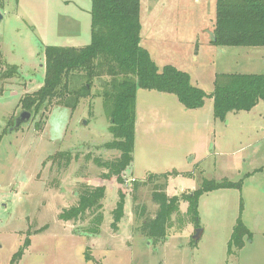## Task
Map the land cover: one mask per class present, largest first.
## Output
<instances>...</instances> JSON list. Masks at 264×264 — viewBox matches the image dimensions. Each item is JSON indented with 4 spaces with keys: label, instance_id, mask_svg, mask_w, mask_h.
<instances>
[{
    "label": "rangeland",
    "instance_id": "obj_1",
    "mask_svg": "<svg viewBox=\"0 0 264 264\" xmlns=\"http://www.w3.org/2000/svg\"><path fill=\"white\" fill-rule=\"evenodd\" d=\"M140 3V45L159 68L170 64L187 72L207 96L201 107L188 109L172 93L137 89L133 161L122 173L124 216L112 229L121 186L102 179L106 170L93 158L112 160L119 152L103 146L112 135L96 82L74 110L54 104L16 128L8 126L22 111L20 98L43 82L45 46L89 43L91 0H0V71L18 67L0 80V264H264V100L217 119L210 97L217 72L264 73V46L212 43L215 0ZM57 151L71 152L68 165L50 158ZM173 170L189 175H170L168 195L188 193L210 179L241 186L203 193L198 226L180 217L165 242H153L140 234L134 214L137 204L154 214L151 187L133 191L131 178ZM82 185L105 186L97 235L84 230L91 214L78 221L58 217L77 202ZM186 206L182 201L180 211ZM239 213L251 238L228 253ZM25 239L29 246L12 260Z\"/></svg>",
    "mask_w": 264,
    "mask_h": 264
},
{
    "label": "trees",
    "instance_id": "obj_2",
    "mask_svg": "<svg viewBox=\"0 0 264 264\" xmlns=\"http://www.w3.org/2000/svg\"><path fill=\"white\" fill-rule=\"evenodd\" d=\"M140 4V0H91L89 43L82 47L45 46L43 82L19 100L22 110L32 114H44L54 104L74 110L81 98L91 96V86L97 83L96 96L102 99L110 122L108 131L112 135V139L103 146L119 152L112 160L93 158L95 164L106 170L100 177L115 179L121 186L111 212L112 229H117L124 216L122 173L133 161L137 89L172 93L188 109L201 107L207 96L203 89L191 82L187 72L170 64L159 68L148 50L140 45ZM212 34L211 42L220 46H264V0H215ZM17 71L16 65L7 66L0 71V80L13 77ZM210 97L213 100V116L217 119H224L231 111L250 110L264 100V73L217 72ZM13 124L14 121L8 126ZM50 158L68 165L72 154L70 151H57ZM178 174L173 170L149 173L142 181L131 178L133 191L145 185L151 187V200L157 206L154 214L150 216L144 204H137L134 214L140 220V234L153 242H165L173 221H178L180 217L187 216L198 226L199 198L203 193L241 186V181L210 179L188 193L168 195L165 191L168 178ZM82 187L77 202L63 209L58 217L63 221H78L91 214L89 226L84 230L90 235H97L103 221L105 186ZM132 200L136 201V195ZM182 201L187 203L184 213L179 208ZM245 238H251V232L239 213L227 244L228 253L241 248ZM29 244V240L25 239L11 259L19 258Z\"/></svg>",
    "mask_w": 264,
    "mask_h": 264
},
{
    "label": "water",
    "instance_id": "obj_3",
    "mask_svg": "<svg viewBox=\"0 0 264 264\" xmlns=\"http://www.w3.org/2000/svg\"><path fill=\"white\" fill-rule=\"evenodd\" d=\"M2 18L1 14H0V19ZM212 39H213V34H212ZM31 117V112L27 111V110H22L17 117L14 120V124L12 126V128H16L18 127L22 122L29 120V118ZM199 236V229H196L195 233H194V237L198 238Z\"/></svg>",
    "mask_w": 264,
    "mask_h": 264
},
{
    "label": "crops",
    "instance_id": "obj_4",
    "mask_svg": "<svg viewBox=\"0 0 264 264\" xmlns=\"http://www.w3.org/2000/svg\"><path fill=\"white\" fill-rule=\"evenodd\" d=\"M179 176H183L182 173L181 174H178L176 177H179Z\"/></svg>",
    "mask_w": 264,
    "mask_h": 264
}]
</instances>
